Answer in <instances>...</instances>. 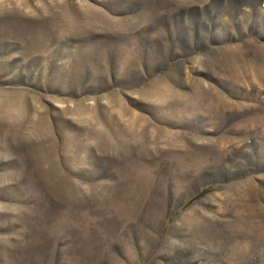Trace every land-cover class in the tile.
Returning a JSON list of instances; mask_svg holds the SVG:
<instances>
[{"label": "rangeland", "instance_id": "1", "mask_svg": "<svg viewBox=\"0 0 264 264\" xmlns=\"http://www.w3.org/2000/svg\"><path fill=\"white\" fill-rule=\"evenodd\" d=\"M0 264H264V0H0Z\"/></svg>", "mask_w": 264, "mask_h": 264}]
</instances>
